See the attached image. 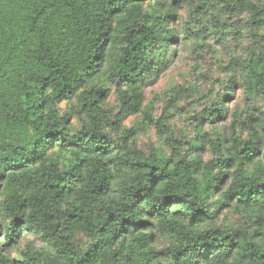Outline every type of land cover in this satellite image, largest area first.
I'll list each match as a JSON object with an SVG mask.
<instances>
[{"label":"trees","instance_id":"trees-1","mask_svg":"<svg viewBox=\"0 0 264 264\" xmlns=\"http://www.w3.org/2000/svg\"><path fill=\"white\" fill-rule=\"evenodd\" d=\"M149 1L0 0V238L13 245L32 229L54 254L28 264H264V119L248 139H220L207 163L115 152L106 132L141 112L144 78L162 64ZM196 1L200 13L223 4L264 14L252 0ZM242 68L246 91L264 95V46ZM102 75L116 87L115 119L103 106L110 88L95 83ZM75 97L88 120L78 133L60 108ZM228 207L242 216L234 229L215 224ZM154 227L173 240L161 251ZM0 264H14L2 246Z\"/></svg>","mask_w":264,"mask_h":264},{"label":"rangeland","instance_id":"rangeland-1","mask_svg":"<svg viewBox=\"0 0 264 264\" xmlns=\"http://www.w3.org/2000/svg\"><path fill=\"white\" fill-rule=\"evenodd\" d=\"M252 1L264 12V0ZM197 5L196 0H152L145 4L144 12L157 18L154 23L162 28V40L154 52L162 64L155 77L144 78L141 112L123 120L119 130L106 128L115 152L135 146L146 155L156 150L169 157L175 152L207 163L216 160L220 139L227 138V146L233 134L248 139L249 127L257 119H264V95L251 96L246 91L242 68L251 52L264 46V26H260L264 14L231 13L223 4L200 13ZM115 54L114 51L113 57ZM95 83L110 88L103 106L106 114L115 119L121 106L116 87L103 75ZM215 107L220 113L209 121L206 111ZM60 108L73 132L83 131L88 120L77 113L78 98L64 101ZM193 145L196 151L191 153ZM253 168L250 165L248 170ZM220 199L217 196L211 202ZM241 222L242 216L228 207L220 211L215 224L234 229ZM153 240L158 251L173 243L156 227ZM0 246L14 264H28L29 257L45 260L47 255L54 256L50 242L32 229L24 230L19 242L13 245L0 238ZM159 264L170 263L161 256Z\"/></svg>","mask_w":264,"mask_h":264}]
</instances>
